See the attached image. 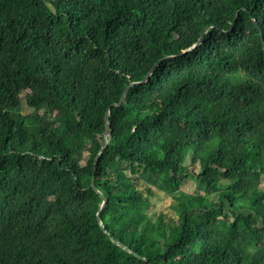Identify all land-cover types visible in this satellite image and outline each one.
I'll return each instance as SVG.
<instances>
[{"label":"trees","instance_id":"16d2710c","mask_svg":"<svg viewBox=\"0 0 264 264\" xmlns=\"http://www.w3.org/2000/svg\"><path fill=\"white\" fill-rule=\"evenodd\" d=\"M263 177L264 0H0V264H264Z\"/></svg>","mask_w":264,"mask_h":264},{"label":"water","instance_id":"95a60500","mask_svg":"<svg viewBox=\"0 0 264 264\" xmlns=\"http://www.w3.org/2000/svg\"><path fill=\"white\" fill-rule=\"evenodd\" d=\"M203 37H204V36L202 35L196 44L201 43L202 40H203ZM196 44H195V45H196ZM156 67H157V64L151 69V71L149 72V74L147 75V77H146L143 81H141V82L146 81V80L150 77L151 73L154 71V69H155ZM137 83H140V82H132V83L130 84V86H131V85H134V84H137ZM130 86H129V87H130ZM129 87L124 91V93L122 94L120 100H119L118 102H116V103L113 104L114 106H120V105L122 104V102H123L124 99H125L126 93H127L128 90H129ZM109 110H110V109H109ZM109 110H108V111L106 112V114H105V121H106V130H105V133H104V135H105V142H104V144H103V146H102V148H101V151H103V150L105 149V147L107 146V144L109 143V141H110V139H111V137H112V129H111L110 120H109ZM92 187H93V188H94V189L100 194V196H101V198H102L101 207H100L99 211L97 212V219H98V221H99V224L101 225V227H102V229L104 230V232H106L107 234H109V236H112V234H111L110 232H108V230L104 227V225H103V223H102V220H101V217H100V213H101L102 209L104 208V206H105L106 203H107V198H106V197H105V196H104V195H103V194H102V193L96 188L94 181L92 182ZM113 241H114L115 243H117L118 245L122 246L123 248H125L126 250L131 251L130 248L127 247V246H125L123 243H121V242H119V241H117V240H115V239H113ZM131 252H132V251H131ZM142 258H143V257H142Z\"/></svg>","mask_w":264,"mask_h":264},{"label":"rangeland","instance_id":"374dc122","mask_svg":"<svg viewBox=\"0 0 264 264\" xmlns=\"http://www.w3.org/2000/svg\"><path fill=\"white\" fill-rule=\"evenodd\" d=\"M31 109L24 104V112L28 113ZM195 170L198 171V167H195ZM193 179H187L185 185L183 186L186 191L194 190L195 183ZM262 187H264V177L262 181ZM152 207L149 210V214H158L159 212H168L173 214V210L169 207L170 198L165 196L162 192L155 191L154 195L151 197Z\"/></svg>","mask_w":264,"mask_h":264}]
</instances>
